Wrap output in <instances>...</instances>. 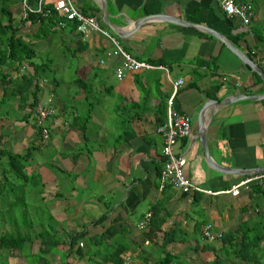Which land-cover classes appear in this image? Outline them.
Segmentation results:
<instances>
[{"label": "crops", "instance_id": "0c3cea01", "mask_svg": "<svg viewBox=\"0 0 264 264\" xmlns=\"http://www.w3.org/2000/svg\"><path fill=\"white\" fill-rule=\"evenodd\" d=\"M56 1L42 0V6L52 8ZM105 1L118 35L102 23L97 0H71L81 14L96 18L107 37L70 31L65 22L61 29L52 24L41 37L38 23L23 18L21 0H8L15 36L32 46L34 63L43 64L52 76L37 78L36 105L47 103L55 112L47 121L49 139L41 143L33 126L31 95L20 96V78L24 71L32 74V67L23 62L0 68V150L29 156L15 209L26 211L33 233L51 227L56 232L59 245L45 256L50 264L101 263L103 245L113 253L121 251L118 256L127 264H159L163 233L175 239L165 248L174 258L208 264L213 254L204 246L215 241H205L201 227L216 238L246 222L264 227V178L254 184L253 193L250 187L240 188L235 196L223 193L253 175L208 166L197 138L198 122L203 123L213 164L264 168V83L210 34L168 20H187L216 32L264 74V0L249 1L254 16L247 27L226 18L218 0ZM158 14L164 17L134 26L140 17ZM113 42L132 59L155 68L128 71L116 80L113 70L122 59L107 56L115 51ZM39 56L44 60L38 61ZM178 79L183 86L173 97L172 109L189 119L191 133L177 140L173 152L185 160L183 175L211 194H185L170 185L159 189L163 134L157 129L166 119L170 83ZM242 96L263 97L217 103ZM8 207L4 203L0 211L8 212ZM148 211L158 222L153 239L145 236L148 227L136 229ZM4 219L0 227L9 229ZM81 231L85 236L67 250L68 237ZM91 243L102 246H86Z\"/></svg>", "mask_w": 264, "mask_h": 264}, {"label": "trees", "instance_id": "16d2710c", "mask_svg": "<svg viewBox=\"0 0 264 264\" xmlns=\"http://www.w3.org/2000/svg\"><path fill=\"white\" fill-rule=\"evenodd\" d=\"M34 0H29V4H33ZM8 0H0V68L3 66H13L15 63L19 66L23 62L27 63L32 67V74L24 71L20 80H22V87L20 91V96L25 95V98L30 93L31 101L29 103L31 108H34L37 103V92L39 90L37 85V78L42 71L45 70L43 64L34 63L33 59L35 58V51L32 46L24 42L21 38L15 36L16 28L13 26L10 20V14L7 9ZM48 9V16H41L40 14H28L25 18L26 21H30L31 24L38 23V30L43 37L49 28L52 26L53 21H63L70 27V31H75L76 22L67 21L61 17L57 16V13L53 11L52 8H43V11ZM3 21H6L3 24ZM65 24V25H66ZM264 39V37H261ZM253 77L256 81H260L256 74H253ZM1 155H4V152L0 150ZM6 163L3 165L0 162V171L3 175V183L0 181V206L4 203H8V212L0 211V219L2 222L6 221L4 218H8V224L10 226L9 232L0 230V252L4 253L5 259L6 256L20 258L23 257L27 264H50V260H46L45 256L48 254H54L56 248L58 247V242L54 239L56 232L54 229H40L39 232L33 233L30 229V222L27 218L26 211L18 212L15 207L18 206L16 199H19L20 196H16V192L21 186V182L25 183L26 177V161L29 159V156L26 154L13 155L6 154ZM7 175L13 176L14 179L19 181H14L13 178L8 179ZM258 183V182H255ZM252 183L249 185L250 192H254V188L257 185ZM248 187V188H249ZM7 190V191H6ZM10 200L8 201L7 196ZM4 219V220H3ZM98 219L97 221H100ZM158 222H151L145 232V236L148 239H153L156 237V233H159V230L152 229L155 224ZM1 228V227H0ZM174 233V232H173ZM172 234L163 233L161 234L160 248L164 251V258L159 261V264H190L188 262H182L165 251L166 246L171 243L173 240ZM85 236V232L81 231L76 235H70L68 239L70 240L68 249H71L73 244L76 243L80 238ZM35 241L37 245H34ZM216 244H206L204 249L210 251L213 254V260L208 264H235V261L244 263V264H264V227H259L258 224L253 222H246L239 224L233 230L221 233L217 236L215 240ZM91 243L89 248H99L102 246L100 243L94 244ZM218 245V246H217ZM35 250L33 251V249ZM103 257L101 263L94 264H123V260L118 256L121 251L116 253L110 251L109 247H103ZM32 251L34 253H32ZM4 258V257H3ZM4 260V259H2ZM6 261V260H4ZM40 261V262H39ZM2 262V261H1ZM0 264H3L0 263Z\"/></svg>", "mask_w": 264, "mask_h": 264}, {"label": "built area", "instance_id": "2783aa9c", "mask_svg": "<svg viewBox=\"0 0 264 264\" xmlns=\"http://www.w3.org/2000/svg\"><path fill=\"white\" fill-rule=\"evenodd\" d=\"M250 0H218V5L221 13L228 19L237 21L242 27H247L254 16L253 10L249 3ZM20 7L23 18L28 14H40L45 17L49 15V10L43 11L42 0H36L33 6L29 4V0H21ZM53 11L62 16L65 20L76 22L75 31L85 35L89 32H97L107 37L106 33L99 28V24L94 16L81 14L72 4L71 0H57L53 6ZM64 27V22L57 20L53 21V29H61ZM113 41V40H112ZM115 51L107 53V56L118 55L122 61L119 66L113 70V75L116 80H121L124 73L128 71L149 70L155 68L149 63L140 62L132 59L125 54L118 45L113 42ZM100 65L103 61L99 62ZM160 68V67H158ZM171 96L166 100L165 113L166 119L164 124L158 127V131L163 134L162 157L163 166L159 175V189L165 185H170L182 193H203L211 194L208 191L202 190L194 186L189 179L183 175V166L185 160L181 155H176L173 152V147L177 140L183 137H188L191 133L189 119L172 109V101L176 92L182 88L183 81L181 79L170 83ZM55 114L54 110L47 103H39L33 109V126L37 132V139L43 143L49 139L47 121ZM264 178L262 175H253L245 178L239 183L231 186L223 193L235 196L240 188L248 190L250 184L259 182ZM152 213L150 211L143 214L142 218L136 223V229L143 231L149 226ZM201 237L208 242H214L216 237L209 232L207 227L200 228ZM127 264V260L123 262Z\"/></svg>", "mask_w": 264, "mask_h": 264}, {"label": "water", "instance_id": "95a60500", "mask_svg": "<svg viewBox=\"0 0 264 264\" xmlns=\"http://www.w3.org/2000/svg\"><path fill=\"white\" fill-rule=\"evenodd\" d=\"M98 2V8L102 14L101 21L104 25H106L110 30L114 33L117 34L116 31L112 28L108 17H107V6H106V1L105 0H97ZM164 16L158 14V15H147L140 17L134 24L135 27L139 26L141 23L147 20H152V19H158V18H163ZM168 22H171L173 24L179 25V26H185V27H190V28H195L197 30H201L203 32H206L207 34H210L212 37H214L216 40L221 42L232 54H234L244 65H246L252 73L256 74L260 80L264 83V74L260 70V68L254 63L251 59H249L247 56H245L242 52L237 50L233 45H231L225 38L217 34L216 32H213L209 30L208 28H205L202 25H198L192 22H189L187 20H180V19H172L168 20ZM118 35V34H117ZM263 97V96H262ZM262 97L260 96H242V97H233L228 100H223L221 102H217L218 104H227V103H232V102H237L240 100H260ZM197 138L199 145L202 149L205 162L208 166L213 168L214 170H218L219 172L222 173H229V174H241V175H262L264 174V168H257V169H252V170H244V169H234V168H221L209 159L208 155V150H207V144L205 140V131L203 127V123L201 121L198 122V132H197Z\"/></svg>", "mask_w": 264, "mask_h": 264}, {"label": "rangeland", "instance_id": "374dc122", "mask_svg": "<svg viewBox=\"0 0 264 264\" xmlns=\"http://www.w3.org/2000/svg\"><path fill=\"white\" fill-rule=\"evenodd\" d=\"M43 60H44L43 57H41V56L38 57V61H43ZM51 77H52L51 73H49V71H47V70L42 71L40 73V75H39V78H45L46 80H50ZM0 230H1V228H0ZM3 230L7 231V232L9 231V229H7V228L6 229H2L1 231H3ZM214 244H216V243H214ZM86 246L88 247L89 245L87 244ZM103 247L107 248V246H104V245L101 248H103ZM2 259L6 260V261H4ZM211 260H213V258ZM1 261L3 262V264H27L24 259L8 258V256H6V259H5L4 253L0 252V263H2ZM209 261H210V259H209ZM234 263L235 264H244V263H241V262H238V261H235Z\"/></svg>", "mask_w": 264, "mask_h": 264}]
</instances>
